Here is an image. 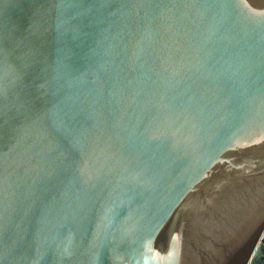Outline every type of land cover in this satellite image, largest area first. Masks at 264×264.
I'll return each instance as SVG.
<instances>
[{"label":"water","instance_id":"water-1","mask_svg":"<svg viewBox=\"0 0 264 264\" xmlns=\"http://www.w3.org/2000/svg\"><path fill=\"white\" fill-rule=\"evenodd\" d=\"M0 264H264V0H0Z\"/></svg>","mask_w":264,"mask_h":264}]
</instances>
